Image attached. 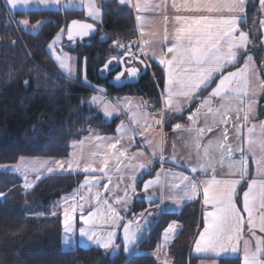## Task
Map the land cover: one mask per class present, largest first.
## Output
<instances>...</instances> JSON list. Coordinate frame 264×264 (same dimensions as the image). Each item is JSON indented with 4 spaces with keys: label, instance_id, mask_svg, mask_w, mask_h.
<instances>
[{
    "label": "trees",
    "instance_id": "16d2710c",
    "mask_svg": "<svg viewBox=\"0 0 264 264\" xmlns=\"http://www.w3.org/2000/svg\"><path fill=\"white\" fill-rule=\"evenodd\" d=\"M100 4L104 14L100 34L72 49L87 58L89 81L85 82L61 73L47 48L59 30H65L71 20L84 17L82 11H11L0 0V264H202L206 260L242 264L239 254L225 257L195 251L194 242L204 227V215L209 209L202 199L186 203L178 212H163L130 255L125 253L121 241H118V252L78 244L65 248L62 214L53 216L50 204L63 194L75 191L89 173H51L27 191L23 178L4 169L21 156L65 158L78 141L92 136L93 130L100 135L115 134V120L107 122L90 100L95 84H104L117 92H138L154 108L161 107L165 72L156 60H151V72L143 74L135 85L119 89L100 77L99 69L105 62L120 54L118 44L132 43L138 36L131 7L116 0L100 1ZM258 4L259 0H247L246 17L239 23V30L248 33V52L254 54L264 81ZM24 20L29 23L24 25ZM33 24H40L37 32L27 29ZM259 117L264 121V92L260 97ZM148 177L144 176L136 191ZM246 187L247 178L238 190L241 198L237 204L242 211V193ZM151 204L135 199L129 215L140 214ZM90 209L86 208L85 212ZM171 221H176L180 230L170 243L168 254L162 257L159 255L161 238ZM76 224L79 225L78 218Z\"/></svg>",
    "mask_w": 264,
    "mask_h": 264
},
{
    "label": "snow or ice",
    "instance_id": "6c2138e0",
    "mask_svg": "<svg viewBox=\"0 0 264 264\" xmlns=\"http://www.w3.org/2000/svg\"><path fill=\"white\" fill-rule=\"evenodd\" d=\"M33 0H8L12 8L18 5L27 6ZM39 3L45 4L48 2L59 3V0H38ZM120 3H130V0H120ZM261 7L264 8V0H260ZM139 13L148 10L151 6L148 3L141 5L139 0L132 5ZM172 8L177 14L174 17V33L172 34L171 46H168L166 52L161 48L169 39L167 27L164 28L162 37L157 43L153 44L148 39L142 41L139 49L141 54L147 55L145 47L161 48L157 54L152 53L158 59L159 64L166 69L164 91L161 93L164 109L181 113L183 107H187V103L194 101L200 90L209 88L213 83L215 87L210 93L209 99L200 101L199 107L189 114L187 119L192 122V126L183 128L180 123L174 125L175 130H183L190 134V144L194 149L195 161L189 165L192 175L179 173L177 179L179 183L175 184V188L183 187V196L181 198L191 199L201 194L205 206H210L211 210L206 211L204 215L203 231L199 233L198 238L194 242L195 251L197 253H215L220 255L223 252L231 251L236 253L239 251V241L242 238L241 233L244 224V218L241 208L237 205V200L240 199V194L237 192L238 186L249 174L248 156L251 155L254 164L257 178L247 182V190L242 193L243 211L248 213V224L251 228H259L260 232H264V214L259 218L254 216V209H264V124L260 125L259 137H254L253 133L255 125L247 129L248 139L247 149L237 144L235 147L228 143V129L225 127L220 133L219 138H209L202 148L201 137L205 132H211L212 127L206 124L205 127H196L197 117L201 115V109L206 110L204 115L213 113V124H228L229 113L235 111L237 119H239L240 105L234 103L242 95H247L250 75L257 76L252 67L253 58L247 56L243 67L235 71H227L225 69L229 65H233L238 60L239 50H244L248 45V33L239 30V16L235 13H243L245 10V0H173ZM156 7H159L157 5ZM93 0H87V15L95 18L99 15ZM224 13H233V15H224ZM138 21H143V17L137 15ZM165 25L168 22V17H164ZM24 25L29 23L28 20L22 21ZM93 25L73 21L72 27L67 33V39L72 41L75 37H85L89 35ZM159 34L153 33V38ZM143 37V32H141ZM60 36H57L53 44L59 43ZM140 44V41L134 42ZM124 47V45H120ZM128 53L131 59L136 60L138 56L131 53V45L128 46ZM168 54H171L170 58ZM60 61L61 68L71 72L69 65L70 57H57ZM142 64L144 61H140ZM112 63L109 60L104 64V70H110L109 65ZM117 63H121L117 61ZM147 67V65H145ZM130 77H137L138 69L131 67L126 69ZM125 75V70L119 72L115 77L117 81ZM258 78V77H257ZM218 80V83L216 82ZM186 98L185 104L182 105L179 98ZM211 97H220L224 103L219 109H213L209 106ZM94 101L96 97L92 98ZM251 105L248 110L251 111ZM105 112L108 116L112 112L105 107ZM136 114L134 113V116ZM160 115H163V110ZM247 114L244 115V120H247ZM157 125H162V119L155 121ZM240 129L236 127V137L239 140ZM97 140H106L107 146L100 160V167H94L96 163L95 157L97 153H92L84 164L82 171L85 173L100 172L107 175L110 160L117 162V170L121 158L127 154V149H118L120 139L112 140V138L96 137ZM103 147L104 145H100ZM235 153H240L239 158L235 157ZM218 154V155H217ZM83 159L82 153L74 152L72 158L65 161H55V167L65 171L81 170L80 160ZM163 161V156H161ZM227 164V173L229 178H218L216 166L223 167ZM143 167V165H140ZM209 170L211 175L209 176ZM49 172L53 168L48 169ZM200 173L207 177L199 182L195 179V174ZM99 182V177L92 175L86 177L81 187H88V192H92L93 187ZM109 182L111 178L109 177ZM158 183L157 180H149L145 183V189L151 185ZM25 188L32 187V184L25 183ZM104 191H108V185L105 184ZM79 189L75 190L72 196L65 197L62 207V228L65 233L64 243H68L69 236L75 231L77 214L83 225L79 234L87 237L89 241L95 242L107 250L114 246L116 237L115 227H118V222L122 220V216L111 204L108 199H102L103 193L97 190L94 194V199L97 202L95 210L88 211L85 215V205L89 203L87 196L77 198ZM126 195V194H125ZM117 203L126 202L120 197H116ZM179 203V199L177 200ZM55 216L56 212L53 211ZM97 223L110 224L115 226L113 230L106 233H98L94 226ZM131 221L123 227V241L125 251L128 250V245H131L136 238V232L131 230ZM139 225L137 224V229ZM176 229V223L172 222L168 225L165 235L171 234ZM255 237L254 249L250 246L249 241H244L242 264H264V237Z\"/></svg>",
    "mask_w": 264,
    "mask_h": 264
},
{
    "label": "crops",
    "instance_id": "0c3cea01",
    "mask_svg": "<svg viewBox=\"0 0 264 264\" xmlns=\"http://www.w3.org/2000/svg\"><path fill=\"white\" fill-rule=\"evenodd\" d=\"M9 9L11 11H21V10H29V9H65V10H78L82 11L85 18L92 21L94 18L89 17L87 15V0H59V3H52L48 2L45 4L39 3L38 0H33V2L27 6L18 5L16 8H12L11 5L8 3V0H3ZM100 1H111V0H93L95 6L99 8V14L103 10L101 8ZM118 3H120V0H116ZM138 0H130V3H120L122 5L129 6L133 9L135 16H136V22H137V29H138V36L137 41L142 42L144 39L150 40L151 43L155 44L159 40L160 37L163 35L164 28L167 27L168 33H169V39L167 42H165L163 45H161V48L166 52V49L168 46H171L172 42V34L174 33V17L177 14H186V13H177L174 8H172V2L173 0H139V3L141 5L148 3L151 7L148 10L137 12L136 9L132 6L136 4ZM177 2H181V0H177ZM159 5V7H156ZM246 9H247V0H245V10L243 13H235V15L239 16L240 19L238 21V26L241 21H243L246 17ZM258 9L261 12V18H260V27L262 32V41L264 40V28H263V22H264V8L261 7L260 0L258 4ZM137 15H140L143 17V21L137 20ZM224 15H233V13H224ZM168 17V22L165 25L164 17ZM99 17V15L97 16ZM99 23V22H98ZM241 31V30H240ZM141 32H143V37L141 36ZM245 32V31H244ZM158 33L159 35L156 38H153L152 34ZM262 46L264 47V42H262ZM161 48H149L146 47V58L148 60H156L158 59L152 55V53L155 51L157 54L161 50ZM249 50V36H248V45L247 48L244 50H239L238 54V60L236 63H239V59L243 58L242 62L238 65L235 63V68L228 69L229 65L225 69V74L227 71H235L238 68L243 67V64L245 60L247 59V56H252L253 58V64L252 67L254 68L255 72L257 73V76H251L250 75V83L247 95H242L238 99L234 101V103L240 105V112H239V119H237V113L235 111L230 112L229 115V122L228 124H213V113H208L207 116L204 115V112L206 110L201 109V115L197 117V124L196 127H205L206 124L208 126L212 127L211 132H205L204 135L201 137V145L202 148L204 146V143L209 139H217L220 136V133L223 131V129L226 127L228 129V143L232 144L234 147L237 144H241L245 150L247 149V139H248V132L247 129L249 127H252L255 125V130L253 133L254 137H259L260 135V125L264 124V121L259 117V108H260V97L262 95V87H264L263 79L260 76V68L258 65V62L254 56L253 53L248 52ZM169 58L171 54H168ZM234 65V64H233ZM164 67V66H163ZM165 76H166V69L164 68ZM258 77V78H257ZM218 83V80L216 81ZM215 87V83H213L210 88L206 91H203L202 88L197 96V103H200L202 100L209 99L210 93L212 89ZM164 91H161V93ZM160 93V94H161ZM181 100L182 105L185 104L186 98H179ZM194 101L187 103V107H183L181 113H175L173 111L164 109L162 98H161V105L164 109V115L162 116V125H157L158 128L154 129L151 128L150 134L146 136V138L153 139L154 135L158 136V144H159V152H158V158L155 164H152V162L145 164L143 167H140L138 163H135L132 161V158L129 156L131 153L126 154L125 158L122 162V165H119V170H117V167L113 168L109 167L107 170V175H104L103 173L96 172L87 174L83 180L80 182L77 189H79V192L77 193V198L79 199L80 196H87L89 203L85 205V210L88 207H91L90 210H95V207L97 205L96 200L94 199V194L97 190L101 191L103 193L102 199H108L109 204H111L114 208L117 209V211L122 216V220L118 222L119 226L115 227L110 224H102L97 223L94 226L95 231L98 233H106L107 231L113 230L115 227L116 231V237L114 241V246L111 248L115 252H118L119 245L118 241H121V243L124 246L123 241V227L128 224L129 221H131V230L136 232V238L135 241L128 245V250L125 251L126 254H132L141 241L145 238L147 233L150 231L151 227L156 223V221L159 219L160 215L163 212H178L182 209V207L191 201L202 199V191L201 194L197 197H193L191 199L188 198H181L183 196V187L184 185H181L180 188H175L174 185L179 183V180L177 179V175L179 173H184L185 175H192L190 172L189 165H191L196 157L194 155V149L192 148L190 144V134L183 130H175L174 125L176 123H180L183 128H188L192 126V122L189 121L185 116V112L187 108H189ZM224 103V101L220 97H211L210 98V104L209 106L211 108L219 109L221 104ZM251 105V111L248 110V106ZM247 114V120H244V115ZM167 115L170 116L169 120L167 119ZM239 126L240 129V136L239 140H237L236 137V127ZM93 135L97 136H103L105 138L106 135H100L98 131H94L91 133ZM90 137H87L88 140H90ZM86 139V138H85ZM157 140V139H156ZM107 143V141H104ZM121 147V145H120ZM87 148H90L89 155L91 156L92 153H97V149L93 148L92 144H88ZM105 151H99L98 153L100 155H103ZM97 153V155H98ZM218 155V154H217ZM161 156H163V161H161ZM240 156V153H235V157L238 159ZM102 157V156H99ZM248 165H249V174L246 177L247 182L251 179L257 178L256 172H255V164L254 160L251 155L248 156ZM80 171V170H78ZM227 164L223 167L220 165L216 166V172L218 178H229L225 175L227 173ZM95 175L99 177V182L96 186L93 187L92 192H88V187H81L84 183V180L86 177H89ZM145 175H149L148 178L144 180L143 186L140 190L136 191L137 185L141 180H143ZM208 175H211V171L209 170ZM109 177L111 178V182H109ZM207 177L201 175L200 173L195 174V179L197 182L205 179ZM245 178V179H246ZM158 183H155L151 185L149 188L145 189L144 185L149 180H157ZM244 181L241 182V184L237 188V192L240 188V186L243 184ZM108 185V191H104V185ZM76 189V190H77ZM247 190V187L245 191ZM126 194V195H125ZM116 197H120L124 199L126 202L117 203ZM135 199L147 201L152 203L146 210L138 214V219L136 220H129V211L132 209V205ZM179 199V203H177V200ZM238 205V204H237ZM239 207V206H238ZM208 210H211L210 206H208ZM243 208V207H242ZM89 210V211H90ZM242 211V209H241ZM206 213V212H205ZM85 215L88 214V212H84ZM261 214H264V209L259 208L257 206L254 209V216L259 218ZM242 215L244 218V224L243 229L241 233V239L239 241V251L236 253H232L231 251L223 252L218 256H235L239 254L243 257V248H244V241H249L250 246L254 249L255 247V237H253L252 232H255L256 236L264 237V232H260L259 228H251V226L248 224V213L242 211ZM79 219V215L77 217ZM176 223V229L173 233L165 235L167 228L164 230L161 238V244H160V252L162 256H166L168 254L169 245L173 241V239L176 237L177 233L180 230V227L177 222ZM137 224L139 225V228L137 229ZM171 224V223H170ZM81 227H88L82 224V222L79 219V225L76 224L75 226V237H76V244L83 246V247H99L102 248L99 245H96L94 240L89 241L87 237L81 236L79 234V229ZM203 231V229H202ZM201 231V232H202ZM195 247V246H194ZM207 254H214L208 252ZM202 264H217L216 260H206Z\"/></svg>",
    "mask_w": 264,
    "mask_h": 264
},
{
    "label": "rangeland",
    "instance_id": "374dc122",
    "mask_svg": "<svg viewBox=\"0 0 264 264\" xmlns=\"http://www.w3.org/2000/svg\"><path fill=\"white\" fill-rule=\"evenodd\" d=\"M104 14L101 12L99 17H95L91 22L97 23L101 22ZM99 24V23H98ZM261 24V23H260ZM264 25V22H263ZM261 26V25H260ZM40 28V24H33L27 26L28 30L37 32ZM264 28V26H263ZM263 32V31H262ZM57 36H60L59 43L53 44V41L56 40ZM264 42V40L262 41ZM132 44V43H130ZM49 53L53 56L59 71L73 79H80L82 81L88 82L87 75V58L80 57L77 52L71 50L68 46V41L66 39V34L64 28L59 30L57 34L51 39L49 44L47 45ZM146 50V49H145ZM64 56L70 57L69 65L72 69L71 72L67 71L64 68H61L60 61L57 57L63 58ZM150 61V60H149ZM151 63V61H150ZM261 76V75H260ZM264 84V81H263ZM264 92V87H262V94ZM96 97L97 99L94 101L92 98ZM92 103L96 104L99 110L105 116L107 122H111L115 120L116 122V133L113 135H106L108 138H112V140L120 139V144H118V149H127V154L131 153L129 156L132 158V161L138 163L139 165H145L149 162L155 164L158 158L159 152V144H158V136L154 135L153 139L146 138L151 132V128H158L155 121L157 119H161L162 115L160 111H156L152 113L149 110L150 102L149 100L142 94L138 92H117L107 88L104 84H95L93 93L90 97ZM145 103V106L143 105ZM108 107V110L112 112L111 116H108L105 112V107ZM161 109V107H160ZM134 113L136 114L134 116ZM170 116L167 115V119L169 120ZM100 128V127H98ZM97 128V129H98ZM101 129V128H100ZM96 131V130H93ZM97 135H93L90 137V140L82 139L77 142V145L70 151L69 156L65 158H53L48 156H21L16 163L7 164L5 166V170L14 172L18 174L21 178H23V184L30 183L32 187L34 184L41 180L43 177L47 176L51 173L56 172H67L63 169H59L55 167V161H65L72 158V154L82 153L83 159L80 160L81 172L84 164L87 162L90 155L88 154L91 150L87 148L88 144H92L93 148L97 149V153L99 151H105L107 143L105 140H97ZM103 137V136H100ZM157 139V140H156ZM100 145H104L101 147ZM121 145V147H120ZM103 156L98 153L95 157L96 163L93 165L94 167H100V160ZM125 157L121 158V162L119 165H122ZM115 168L117 167V162L113 159L110 160L109 167ZM53 168L52 172H49L48 169ZM68 171V172H77ZM30 188H25L27 191L31 190ZM63 194L61 197L55 199L50 204V213L53 211L56 213L60 212L62 214V207L65 197L72 196L73 193ZM79 213L77 214L78 217ZM77 222V221H76ZM176 222V221H171ZM179 225V224H178ZM76 226V225H75ZM180 227V225H179ZM63 233V245L65 248H70L75 245L76 237L75 231L71 234H68L69 240L68 243H64ZM159 255L162 256L159 248ZM166 257V256H162Z\"/></svg>",
    "mask_w": 264,
    "mask_h": 264
},
{
    "label": "water",
    "instance_id": "95a60500",
    "mask_svg": "<svg viewBox=\"0 0 264 264\" xmlns=\"http://www.w3.org/2000/svg\"><path fill=\"white\" fill-rule=\"evenodd\" d=\"M73 21H80V22H82V23H89V24H92V25H93V29L90 30L88 36H85V37H83V38L78 37V36L75 37V38L71 41V44H72V43H75V42H77V41L82 42L83 39H85V38H92V37H94L95 35H97V33H98V26H97L96 24H94V23H92V22H90V21L84 20V19H73V20H71V21L69 22L68 26H67V33H68L69 29H71V27H72V22H73ZM67 33H66V39H67ZM67 40H68V39H67ZM127 56L131 58V56L129 55V53H125V54H124L122 57H120V58H111V59H109V60H111V61L114 60V61L116 62L117 65H116L115 67H113V68H110V67H109L110 70H107V71H105V72L102 74V72H103V70H104V65H103V66L99 69V75H100V77H101L102 79H107L109 73H111V72H116L117 69H118V66H119V64H120L121 67H122L121 71H122V70H125V73L127 72L126 69H129V68H131V67H135V68H137V69H138V75H137V77H134V78H133V77H130L129 75H127V76H123V77H121V79H120L119 81H117V80L115 79V77L119 74V73H118V74H116L114 77L108 79V83L111 84V85H114L116 88H123V87H125V86H127V85H135V84H137V83L139 82L141 76L147 71V67H145V65H147V64H146V62H145L142 58L138 57V59H136L135 61H137V62L144 61L143 64L140 62V63L143 65V69H142V70H140L139 67H137V66H129V67H126V66H125V63H124V58L127 57ZM109 60H107L106 63H107ZM117 61H120L121 63H117ZM131 61H134V60L131 59ZM127 73H128V72H127Z\"/></svg>",
    "mask_w": 264,
    "mask_h": 264
},
{
    "label": "built area",
    "instance_id": "2783aa9c",
    "mask_svg": "<svg viewBox=\"0 0 264 264\" xmlns=\"http://www.w3.org/2000/svg\"><path fill=\"white\" fill-rule=\"evenodd\" d=\"M135 49V48H134ZM199 106L197 105L195 108H193L192 110H191V112H194L197 108H198ZM190 112V113H191Z\"/></svg>",
    "mask_w": 264,
    "mask_h": 264
},
{
    "label": "flooded vegetation",
    "instance_id": "af4514ba",
    "mask_svg": "<svg viewBox=\"0 0 264 264\" xmlns=\"http://www.w3.org/2000/svg\"><path fill=\"white\" fill-rule=\"evenodd\" d=\"M109 76H113V75H109Z\"/></svg>",
    "mask_w": 264,
    "mask_h": 264
}]
</instances>
